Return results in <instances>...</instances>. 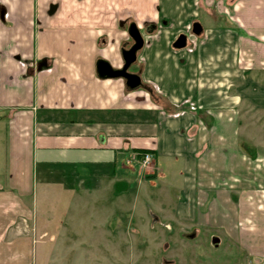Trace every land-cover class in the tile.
Here are the masks:
<instances>
[{"label": "crops", "instance_id": "1", "mask_svg": "<svg viewBox=\"0 0 264 264\" xmlns=\"http://www.w3.org/2000/svg\"><path fill=\"white\" fill-rule=\"evenodd\" d=\"M133 22L136 89L96 69ZM0 132V264H68L38 245L130 212L264 251V0H0Z\"/></svg>", "mask_w": 264, "mask_h": 264}, {"label": "rangeland", "instance_id": "2", "mask_svg": "<svg viewBox=\"0 0 264 264\" xmlns=\"http://www.w3.org/2000/svg\"><path fill=\"white\" fill-rule=\"evenodd\" d=\"M5 143L1 137L0 171L5 162ZM154 191L156 197L167 205L175 204V200L171 202L170 197L160 195L159 188ZM111 222L105 233L97 229L90 234L79 233L78 243L85 240L86 245H77L76 249L67 251L59 249L55 242L44 241L38 245V253L41 252L45 258L53 253L60 254L59 260L68 264H264V251L251 255L226 236H221V242L216 245L214 229L198 222L161 219L152 213L139 217L134 212L121 219L119 229L117 220L112 219ZM195 230L196 235H188Z\"/></svg>", "mask_w": 264, "mask_h": 264}, {"label": "water", "instance_id": "3", "mask_svg": "<svg viewBox=\"0 0 264 264\" xmlns=\"http://www.w3.org/2000/svg\"><path fill=\"white\" fill-rule=\"evenodd\" d=\"M201 31V25L199 23H194L193 32L198 34ZM128 33L133 40L130 47L122 49V55L124 59V64L121 68H113L111 64L100 58L97 60L96 69L97 74L100 78H124L126 85L130 89H136L144 86L142 78L138 73L131 72L130 67L137 61L138 52L144 46V37L138 28L136 23H131L128 27ZM187 45V35L180 34L173 46L175 48H184Z\"/></svg>", "mask_w": 264, "mask_h": 264}, {"label": "built area", "instance_id": "4", "mask_svg": "<svg viewBox=\"0 0 264 264\" xmlns=\"http://www.w3.org/2000/svg\"><path fill=\"white\" fill-rule=\"evenodd\" d=\"M149 159H150V155H149V154H146V155H145V160H146V162H148Z\"/></svg>", "mask_w": 264, "mask_h": 264}]
</instances>
